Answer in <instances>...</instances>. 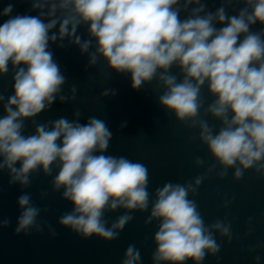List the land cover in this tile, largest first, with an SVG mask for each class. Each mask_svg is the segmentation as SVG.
<instances>
[{
  "label": "clouds",
  "instance_id": "obj_1",
  "mask_svg": "<svg viewBox=\"0 0 264 264\" xmlns=\"http://www.w3.org/2000/svg\"><path fill=\"white\" fill-rule=\"evenodd\" d=\"M235 2L244 5L235 15L228 14L234 0H220L215 11L208 10L205 0H31L35 16H10L13 5H7L0 12L9 17L0 24V76L11 67L13 87L7 98L0 94V171L8 173L9 185L27 189L36 174L48 177L58 169L52 191L72 205L59 216V226L83 239L110 242L133 220L132 213L149 212L145 225L157 222L152 264H203L206 256L216 257L221 249L217 234L231 243L232 224L227 217L206 224L190 197L213 173L223 180L232 169L239 181L253 170L264 178V0ZM258 23L262 27L253 31ZM82 25L88 26V39L77 34ZM65 38L87 54L86 69L103 60L111 72L130 76L136 91L156 81L162 89L159 105L187 128L198 129L192 139L206 146L215 163L193 180L167 181L150 193L145 164L106 154L113 133L105 120L92 116L81 124V111L74 109L72 121L61 117L36 123L57 98L61 103L77 99L76 85L64 94L67 78L50 49L57 41L64 47ZM205 85L214 97L206 108L201 96ZM115 95L116 89H105L100 97ZM207 116L220 122L218 130L203 118ZM29 120L34 133L25 135ZM193 163L199 168L206 162L197 157ZM47 195L41 192L40 198ZM231 202L225 200L223 206ZM17 204L15 235L43 234L45 229L57 235L49 222H38L48 208L37 207L31 193L23 192ZM117 210L122 214L109 224L106 213ZM251 222L249 218L247 224ZM11 223L10 217L0 218V229ZM251 231L249 227L245 235ZM257 247L261 245L248 251ZM253 259L259 264L261 258L257 254ZM120 264H142L135 244L128 245Z\"/></svg>",
  "mask_w": 264,
  "mask_h": 264
},
{
  "label": "water",
  "instance_id": "obj_2",
  "mask_svg": "<svg viewBox=\"0 0 264 264\" xmlns=\"http://www.w3.org/2000/svg\"><path fill=\"white\" fill-rule=\"evenodd\" d=\"M208 10L215 11L220 6V0H205ZM13 5L10 16L38 15L37 11H30L31 0H0V12L9 5ZM244 5L235 2L228 9L229 15H235ZM191 7V6H190ZM235 9V11L233 10ZM181 18L186 16L182 12ZM9 17L0 15V24ZM47 22V21H45ZM222 25L217 24V27ZM86 25L78 28L77 34L82 39H88ZM262 27L259 23L252 26L256 31ZM59 25L53 32H58ZM56 43L50 44L54 59L66 76L63 86L64 94H69L73 85L77 87V99L61 103L59 98L51 108L41 112L35 118L36 123L54 121L66 117L69 121L75 119L74 109L81 111L79 122L84 124L89 117L96 116L106 121L113 133L110 147L106 154L126 156L133 161L145 164L149 171V192L162 187L167 181L184 183L202 175L206 168L215 163L198 139V129H189L176 121L173 114L166 112L158 103V96L162 89L156 81L136 91L131 87L130 76L111 72L103 60H99L94 67H87L88 56L81 54L79 48L64 40V47ZM95 42L93 41V46ZM93 49H90V51ZM173 74L179 75V69L173 68ZM12 72L0 76V94L5 98L12 95ZM105 89H116L114 97L101 98ZM206 108L212 97L205 85L201 89ZM4 115L3 104L0 103V117ZM203 116V110H201ZM217 130L220 122L211 116L203 117ZM125 127L121 128V124ZM35 125L31 120L26 121L25 135L34 133ZM201 157L205 160L204 167H196L194 160ZM58 169H53L52 175L45 177L38 173L32 178L30 188L21 189L19 184L9 185V175L0 171V218L10 217L11 226L0 229V264H120L124 252L129 244H135L140 250L142 264H152L151 255L155 250L153 237L157 230V222L145 225L144 221L149 212L132 213L133 220L125 226L118 239L110 242L97 237L83 239L69 229L58 225L59 216L70 211L72 205L61 199V193H54L51 180ZM219 171V168H217ZM48 195L40 198L41 192ZM28 192L32 195L33 203L40 208H48L47 213H41L38 222H49L57 232L55 237L35 231L31 235H15L17 217L20 209L18 197ZM194 198L206 224L217 219H227L232 224L233 240L228 243L226 238L221 239L217 234V242L221 244L220 252L216 257L206 256L203 264H255L253 257L260 256L259 264H264V178L259 177L253 170L244 173L241 180L233 179V170L221 180L214 173L203 181ZM225 200L232 201L225 208ZM123 210L106 213L105 219L109 224L114 221ZM251 218V224L247 221ZM249 227L250 235H245ZM257 247L255 252L248 249ZM188 264H192L191 261Z\"/></svg>",
  "mask_w": 264,
  "mask_h": 264
}]
</instances>
